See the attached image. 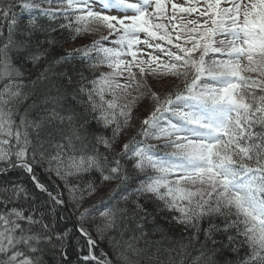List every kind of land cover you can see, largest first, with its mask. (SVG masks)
<instances>
[{
	"label": "snow or ice",
	"instance_id": "snow-or-ice-1",
	"mask_svg": "<svg viewBox=\"0 0 264 264\" xmlns=\"http://www.w3.org/2000/svg\"><path fill=\"white\" fill-rule=\"evenodd\" d=\"M184 2L0 0V264H264V0Z\"/></svg>",
	"mask_w": 264,
	"mask_h": 264
},
{
	"label": "rangeland",
	"instance_id": "rangeland-1",
	"mask_svg": "<svg viewBox=\"0 0 264 264\" xmlns=\"http://www.w3.org/2000/svg\"><path fill=\"white\" fill-rule=\"evenodd\" d=\"M172 2H173V3H183L185 7L188 6V4L184 2V0H172ZM192 2H195V0H192ZM238 2H240V0H239ZM243 2H244V3H247L246 0H243ZM222 6H227V5H222ZM198 7H200L201 10L203 9V0H201L200 5H198ZM170 11H171V8H170V5H169V12H170ZM111 14H113V15H120V13H117L115 10H113V12H112ZM181 15H185V16H187L188 14H186V13H182ZM196 15H197V13H193V14H192V17H195ZM201 19H203V18H201ZM92 38H93V37H89V38H87V39H85V40H77V41H76V45H79V44H81V43H89V42L91 41ZM95 38L98 39V38H99V35L97 34V35L95 36ZM142 38H143V35H142ZM110 39H111V38H110ZM161 43H164V42H161ZM108 46H112V45H111V44H108ZM71 47H73L72 44L68 46V49L70 50ZM138 47H139V48H144L143 45H140V46H138ZM146 51H147V50H146ZM127 58L130 59V57H127ZM145 58H146V57H145ZM101 70H102V71H107L108 69L106 68V70H105V69H104V70L101 69ZM153 85H154V90H155V91H160V89H159L158 87L155 86L154 82H153ZM149 108H150L149 101H148V100L143 101V102L140 104V106H139V108H138V110H137V115L142 119L145 115H147V109H149ZM134 122H135V121H134ZM136 122H139V121L136 120Z\"/></svg>",
	"mask_w": 264,
	"mask_h": 264
},
{
	"label": "trees",
	"instance_id": "trees-1",
	"mask_svg": "<svg viewBox=\"0 0 264 264\" xmlns=\"http://www.w3.org/2000/svg\"><path fill=\"white\" fill-rule=\"evenodd\" d=\"M223 5V4H222ZM0 26H4L5 28H6V22H4L3 20H0ZM69 45H71V43H68V44H65L64 46H63V48L62 49H60V51H63V49H68V46ZM166 47H167V45H166ZM101 69H105L106 70V67H102ZM99 70V71H102V70ZM134 124H135V126L136 127H139V122H133ZM131 134H133V133H129V136L131 135ZM128 137H125L124 139H127ZM37 174H38V176H40V178L43 180V179H45V177H44V174L43 173H41V172H39V170L37 171ZM57 183H60L59 181H56ZM62 187V186H61ZM65 198H66V194H65ZM71 208V205H69V209ZM66 216H68V217H70L67 221H66V223H67V226L69 227V228H73V231H75V228H74V225H75V223H76V220H75V216L71 213V211H66L65 213H64ZM205 226H207V225H205ZM178 234V233H177ZM93 236L95 237V233H93ZM156 239H159V237H156ZM100 248H103L105 251H110L109 250V248H108V246L106 245V244H104V243H101L100 244ZM97 254H99L98 252H97Z\"/></svg>",
	"mask_w": 264,
	"mask_h": 264
}]
</instances>
